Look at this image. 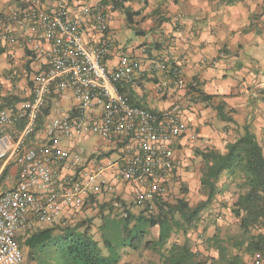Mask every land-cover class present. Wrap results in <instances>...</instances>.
<instances>
[{
    "label": "built area",
    "instance_id": "obj_1",
    "mask_svg": "<svg viewBox=\"0 0 264 264\" xmlns=\"http://www.w3.org/2000/svg\"><path fill=\"white\" fill-rule=\"evenodd\" d=\"M79 2L74 14L65 3L47 7L42 0H22L0 25V43L18 42L43 63L31 98L15 110H0V264H23L18 237L32 225L77 221L102 189L103 181L99 189L96 183L100 174L109 172L108 180L126 184L133 201L143 205L168 195L177 168L176 144L186 130L183 103L153 112L133 105L120 84L146 70L163 73L166 79L157 84L162 94L194 88L198 81H186L181 63L162 61L153 67L151 61L147 67L142 57L128 54L109 70L104 57L115 44L109 27L115 3ZM91 23L101 34L95 46L84 38ZM69 93L76 113L60 111ZM51 95V111L41 120ZM91 134L110 141L118 158L105 165L97 156L57 145L58 137ZM253 258L262 264L261 254Z\"/></svg>",
    "mask_w": 264,
    "mask_h": 264
},
{
    "label": "crops",
    "instance_id": "obj_2",
    "mask_svg": "<svg viewBox=\"0 0 264 264\" xmlns=\"http://www.w3.org/2000/svg\"><path fill=\"white\" fill-rule=\"evenodd\" d=\"M79 1L97 4L102 0H42L47 7L68 4L74 14L79 10ZM21 4L22 0H0V25L6 14ZM124 5L135 14L132 23L120 8L109 14L115 44L104 57L108 69H116L125 54L142 57L147 67L151 61L153 67L162 61L181 63L186 81H198L201 92L209 97L201 99L203 94L191 91L190 87L160 93L157 84L166 79L161 72L151 74L146 70L132 82L120 84L122 93L133 105L153 112L161 113L178 101L183 103L186 130L176 144L174 177L200 161L201 151L222 148L226 141H234L243 134L246 127L264 150V0H132ZM124 26L141 38L123 40L117 36ZM84 38L87 44L95 46L101 34L91 23ZM0 44V59L9 57L13 61L8 73L12 72L14 84L29 76L17 72L15 67L20 62L39 73L43 63L30 50L18 42ZM31 88L32 83L20 96L29 99ZM76 108L69 93L61 101L60 111L76 113ZM73 147L83 154L88 144L76 140ZM101 147L116 149L105 140ZM99 161L106 165V159ZM10 169L18 173L16 165ZM104 176L111 178L109 173Z\"/></svg>",
    "mask_w": 264,
    "mask_h": 264
},
{
    "label": "trees",
    "instance_id": "obj_3",
    "mask_svg": "<svg viewBox=\"0 0 264 264\" xmlns=\"http://www.w3.org/2000/svg\"><path fill=\"white\" fill-rule=\"evenodd\" d=\"M111 1L132 23L135 13L124 1ZM198 86L199 83L190 87L191 91L202 93ZM53 97H49L41 120L49 115ZM201 99L209 97L203 94ZM26 100L16 91L2 93L0 89V110H15ZM199 155L202 161L200 184L206 195L201 205L192 207L184 198L170 202L168 196H162L153 203L139 205L144 208L135 213L125 200L116 197L118 205L111 202L100 205L99 230L103 246L95 239L91 225L76 223L78 220L67 225L35 224L18 237L22 250H27V260L33 264H130L121 262L122 249L137 251L141 248L157 252L160 264H245L246 255L264 256V150L256 135L246 127L236 140L226 141L222 148L201 151ZM223 177L226 184L234 183L240 191L232 209L239 219L240 233L226 239L216 234L209 237L217 256L196 252L187 238L183 242L171 241L173 235L180 232L187 235L197 226L202 209L223 191L220 186ZM155 227L159 228L157 238L151 236Z\"/></svg>",
    "mask_w": 264,
    "mask_h": 264
},
{
    "label": "rangeland",
    "instance_id": "obj_4",
    "mask_svg": "<svg viewBox=\"0 0 264 264\" xmlns=\"http://www.w3.org/2000/svg\"><path fill=\"white\" fill-rule=\"evenodd\" d=\"M116 34L123 40H135L141 38L133 31V29L127 26H124L122 31H117ZM112 36L114 38L113 34ZM1 48L2 45L0 44V49ZM10 63L13 64V61H11L9 57H4L3 60L0 59V89L2 93L16 91L17 93L23 95L22 91H27L28 86L31 85L33 78L36 75V71L32 68H28L26 62H20V66L15 67L18 69L17 72L24 75L27 72L29 76L27 75L28 77L22 83L18 81L14 84V82L10 78L12 72L8 73V71H10ZM17 80L21 81V77H18ZM76 140L88 144V147L84 150V156H98V160L106 159V164H109L118 158V149H108L107 147L102 148L101 144L104 140L96 134H91L90 136L83 135L77 137V139L75 137L67 136L58 137L57 145L62 149H72L74 148L73 146ZM98 151L101 152L100 155ZM201 165V160L197 163L191 164L186 168V170H184L183 175H178L173 178L169 187V193L167 195L170 202H175L180 198H184L192 207H196L203 203V201L206 199V195L200 184ZM103 174L104 173L100 174L96 179L98 189L99 187H101V181H103L102 189H99L98 194L93 195L91 197L92 199L90 198L91 200L89 201L85 209H83L78 215V221L76 222H84L88 225L90 224L92 233L95 239L100 242L101 246H103L102 237L100 236L99 230L102 223L99 214L101 203L111 202V204L118 205L116 204V197H118L121 200H125L128 207L131 208L135 213H139L144 208L134 203L133 197L130 194V191L128 190V186L126 184L113 183L111 180H108L109 178H106ZM226 183H228L226 182V177H223L220 181V186L222 185L223 191L202 209L197 220V226L191 228L187 235H184L181 232L173 235L171 241L183 242L187 238L191 242V245L196 252L205 256H217V253L209 243L208 238L216 234L219 237L226 239L230 236L238 235L240 233L239 219L232 212L233 204L236 201L240 191L234 183H231L229 185ZM95 200H97L96 203L94 202ZM116 210H118V208ZM120 210L121 209H119L118 211ZM158 235L159 228H153L151 236L157 238ZM23 252L25 257L23 264H33L30 263L26 258L27 250L23 249ZM253 257L254 256L246 255L245 264L254 263ZM121 262H127L130 264H160V256L157 252L151 249L141 248L137 251L122 249Z\"/></svg>",
    "mask_w": 264,
    "mask_h": 264
}]
</instances>
